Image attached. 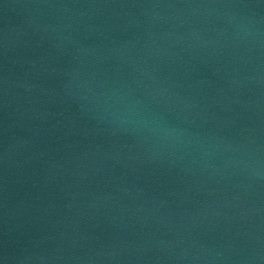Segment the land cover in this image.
Wrapping results in <instances>:
<instances>
[{
    "label": "water",
    "instance_id": "1",
    "mask_svg": "<svg viewBox=\"0 0 264 264\" xmlns=\"http://www.w3.org/2000/svg\"><path fill=\"white\" fill-rule=\"evenodd\" d=\"M0 264H264V0H0Z\"/></svg>",
    "mask_w": 264,
    "mask_h": 264
}]
</instances>
